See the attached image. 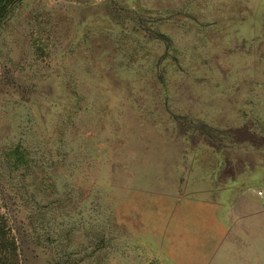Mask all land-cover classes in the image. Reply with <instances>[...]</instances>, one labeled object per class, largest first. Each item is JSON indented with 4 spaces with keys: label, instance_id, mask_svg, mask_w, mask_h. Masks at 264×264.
Wrapping results in <instances>:
<instances>
[{
    "label": "rangeland",
    "instance_id": "rangeland-1",
    "mask_svg": "<svg viewBox=\"0 0 264 264\" xmlns=\"http://www.w3.org/2000/svg\"><path fill=\"white\" fill-rule=\"evenodd\" d=\"M0 208L12 264H264V0H17Z\"/></svg>",
    "mask_w": 264,
    "mask_h": 264
},
{
    "label": "trees",
    "instance_id": "trees-1",
    "mask_svg": "<svg viewBox=\"0 0 264 264\" xmlns=\"http://www.w3.org/2000/svg\"><path fill=\"white\" fill-rule=\"evenodd\" d=\"M17 0H0V24L4 20L10 7ZM16 239L11 234L9 220L0 208V264H12L15 257Z\"/></svg>",
    "mask_w": 264,
    "mask_h": 264
},
{
    "label": "built area",
    "instance_id": "built-area-1",
    "mask_svg": "<svg viewBox=\"0 0 264 264\" xmlns=\"http://www.w3.org/2000/svg\"><path fill=\"white\" fill-rule=\"evenodd\" d=\"M259 195H261V194H259Z\"/></svg>",
    "mask_w": 264,
    "mask_h": 264
}]
</instances>
